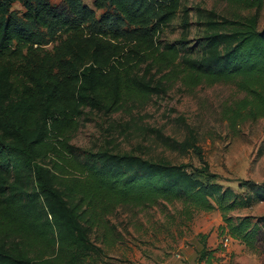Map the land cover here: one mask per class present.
<instances>
[{
    "label": "trees",
    "instance_id": "obj_1",
    "mask_svg": "<svg viewBox=\"0 0 264 264\" xmlns=\"http://www.w3.org/2000/svg\"><path fill=\"white\" fill-rule=\"evenodd\" d=\"M224 1L238 12H197L202 36L188 46L155 40L181 0H94L96 10H112L97 21L82 0H63L62 9L0 0V264H98L100 244L121 237L107 219L116 209L175 203L179 227L217 211L220 236L264 252V216L230 214L264 202V184L241 180L235 191L215 182L193 129L181 141L158 136L168 150L195 154L201 170L105 150L80 154L69 144L84 110L143 108L177 84L187 94L232 86L236 98L219 115L233 136L264 119V0ZM14 3L24 7L20 18ZM32 26L58 30L51 51ZM200 238L196 264H212L214 250Z\"/></svg>",
    "mask_w": 264,
    "mask_h": 264
},
{
    "label": "rangeland",
    "instance_id": "obj_2",
    "mask_svg": "<svg viewBox=\"0 0 264 264\" xmlns=\"http://www.w3.org/2000/svg\"><path fill=\"white\" fill-rule=\"evenodd\" d=\"M46 1L53 8H63V0ZM93 1L82 0L93 11L95 21L112 13V10H96ZM234 9L224 0H181L176 18L161 27L155 40L162 44L184 42L190 46L202 36V19L196 16L197 12L213 11L230 18L238 12ZM185 10L188 12L187 29L182 27ZM10 11L20 18L24 7L14 3ZM259 18V27L263 28L264 5ZM31 29L43 50L51 51L57 44L58 30L38 26ZM234 98L236 93L230 85L202 86L187 94L177 84L166 94L153 96L143 108L131 107L110 116L84 110L78 128L69 133V144L80 154L105 150L176 165L188 164L201 170L204 165L195 154L182 155L168 150L158 136L181 141L191 128L197 133L203 160L209 173L216 176L215 182L235 191L241 180L264 184V119L245 124L233 136L220 120L219 112L222 104ZM180 210L181 205L177 203L147 209H116L107 219L121 237L115 239V243L111 239L110 246L100 244L104 254L98 264H184L187 261L179 247L200 246L201 235H206V248L214 250L212 264H264V252L249 250L228 237L226 246L222 244L225 238L218 232L222 225L219 212H198L186 227H179ZM230 214L262 217L264 202ZM179 235L182 238L175 239ZM6 244L11 245V239ZM196 258L197 254L195 258L191 256L188 264H196Z\"/></svg>",
    "mask_w": 264,
    "mask_h": 264
},
{
    "label": "crops",
    "instance_id": "obj_3",
    "mask_svg": "<svg viewBox=\"0 0 264 264\" xmlns=\"http://www.w3.org/2000/svg\"><path fill=\"white\" fill-rule=\"evenodd\" d=\"M200 246H193V247H190L188 244H185V245H181L179 247V249H181V253L183 255V259L185 261H187V263L185 262L184 264H188V259L193 256V258L196 257V254H197V251L200 250ZM183 264V263H181Z\"/></svg>",
    "mask_w": 264,
    "mask_h": 264
},
{
    "label": "built area",
    "instance_id": "obj_4",
    "mask_svg": "<svg viewBox=\"0 0 264 264\" xmlns=\"http://www.w3.org/2000/svg\"><path fill=\"white\" fill-rule=\"evenodd\" d=\"M228 240H229L228 238H225L222 244H223L224 246H226V243L228 242Z\"/></svg>",
    "mask_w": 264,
    "mask_h": 264
}]
</instances>
